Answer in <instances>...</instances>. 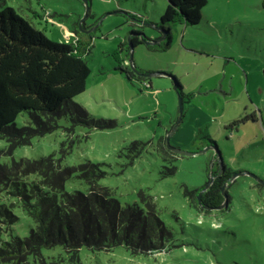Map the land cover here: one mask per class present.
Returning <instances> with one entry per match:
<instances>
[{
  "label": "rangeland",
  "instance_id": "obj_1",
  "mask_svg": "<svg viewBox=\"0 0 264 264\" xmlns=\"http://www.w3.org/2000/svg\"><path fill=\"white\" fill-rule=\"evenodd\" d=\"M167 2L0 0V9L13 7L55 41L69 42L75 21L83 19L93 36L85 56L90 74L74 101L85 107L87 119L111 122L92 127L61 114L52 129L36 133L37 126L31 125L35 131L30 138L0 136V187L12 180H34L85 191L87 183L73 175L75 166L96 162L105 172L100 184L109 186L122 204L137 202L148 210L152 204L172 232L158 252L118 244L83 246L74 255L55 246L19 264H264L262 0H207L197 23L171 26L166 49L150 50L144 43L133 48L135 64L149 71L152 84L131 82L114 69L112 54L132 29L157 37L155 23ZM171 75L181 83L183 98ZM25 114L17 118L18 126L28 124ZM244 115L253 119L231 125ZM176 119L173 129L170 123ZM161 135H168L170 146L195 153L177 152L165 138L168 152L163 150ZM206 135L216 141L222 161L233 172L223 186L229 197L216 208L194 202L207 188L192 192L211 177L216 167L212 159L219 163ZM5 196L11 197L0 191V197ZM28 225L23 216L17 224L21 236Z\"/></svg>",
  "mask_w": 264,
  "mask_h": 264
},
{
  "label": "trees",
  "instance_id": "obj_2",
  "mask_svg": "<svg viewBox=\"0 0 264 264\" xmlns=\"http://www.w3.org/2000/svg\"><path fill=\"white\" fill-rule=\"evenodd\" d=\"M167 1L159 21L155 23L160 30L157 37L150 38L132 29L128 37L118 42L117 51L112 54L114 69L131 82L135 79L151 87L149 75H146L149 71L136 65L130 56L133 48L144 43L150 50L166 49L171 43V26L177 22L184 25L197 23L207 3V0ZM261 6L264 9V0ZM79 23L87 29L83 19H77L70 41L66 43L48 38L13 7L0 9L1 137L30 138L33 136L31 131H35L31 125L37 126L36 133L46 127L52 129L58 126L57 119L61 114L68 115L74 123L82 122L92 127H105L111 123L101 118L87 119L85 107L74 101V97L85 89L90 74L85 56L90 51L93 37L92 33L79 30ZM171 76L175 90L183 98L181 83L174 75ZM23 112L28 124L18 126L16 120ZM248 118L253 119L252 115H244L234 119L231 125ZM176 121L170 123L171 128ZM206 136L219 163L212 159L216 167L211 171V183L210 177L192 192L207 188L198 200L194 198V202L215 208L223 201L221 189L233 172L222 161L216 141ZM164 138L160 136L162 148L168 152ZM161 156L168 162L175 160L171 156ZM174 169L173 166L171 171ZM7 170L13 175L16 173L10 168ZM42 171L49 176L44 169ZM104 173L92 161L75 166L73 175L87 183L85 191L69 189L61 182L58 186H45L34 180H12L1 186L3 195L11 197H0V264H19L21 259L30 262L36 256H42L45 249L55 246L74 255L83 246L103 249L122 244L137 252L164 249L172 232L154 206L148 203L151 206L148 210L137 202L122 204L109 186L100 184ZM224 193L228 198V191ZM140 200L144 202L141 197ZM23 216L27 217L29 225L21 236L17 224Z\"/></svg>",
  "mask_w": 264,
  "mask_h": 264
},
{
  "label": "water",
  "instance_id": "obj_3",
  "mask_svg": "<svg viewBox=\"0 0 264 264\" xmlns=\"http://www.w3.org/2000/svg\"><path fill=\"white\" fill-rule=\"evenodd\" d=\"M79 30H81V31H83V32H87L88 31V29H85V28H82L81 27V24L79 23ZM163 38V37H162ZM161 38V39H162ZM130 56H132V51H131V54H130ZM130 66H131V68H133L134 69V67H133V65H132V63H130ZM134 70H136V69H134ZM146 75H150L149 73H147ZM179 111H180V113H181V106H180V108H179ZM179 118H178V120L180 119V115L178 116ZM178 120L175 122V124L173 125V129H175L176 127H177V125H178ZM170 133V132H169ZM165 141H166V145L167 146H169L170 148H172V149H174L175 151H177V152H180V153H182V154H189V155H191V154H193V153H195V152H193V151H184V150H181L180 148H176V147H173V146H170V144L168 143V135H166L165 136ZM248 174H250L251 176H253L255 179H256V181H258V182H262V180H260L259 178H257L254 174H251V173H248ZM235 175V174H234ZM263 183V182H262ZM221 192H222V195H223V201L222 202H226V194L224 193V191H223V187H222V189H221ZM222 203H220L219 205H217L216 207H219L220 205H221ZM215 207V208H216ZM208 208H212V207H208Z\"/></svg>",
  "mask_w": 264,
  "mask_h": 264
},
{
  "label": "crops",
  "instance_id": "obj_4",
  "mask_svg": "<svg viewBox=\"0 0 264 264\" xmlns=\"http://www.w3.org/2000/svg\"><path fill=\"white\" fill-rule=\"evenodd\" d=\"M151 84H152V82H151Z\"/></svg>",
  "mask_w": 264,
  "mask_h": 264
}]
</instances>
